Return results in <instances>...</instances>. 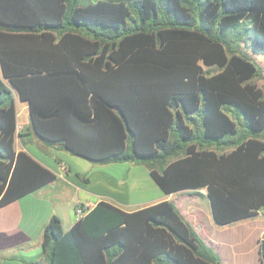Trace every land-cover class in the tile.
Segmentation results:
<instances>
[{
  "label": "trees",
  "instance_id": "1",
  "mask_svg": "<svg viewBox=\"0 0 264 264\" xmlns=\"http://www.w3.org/2000/svg\"><path fill=\"white\" fill-rule=\"evenodd\" d=\"M247 48L264 53V0H0V207L56 178L16 151L32 134L143 164L219 225L264 211V75ZM43 247L31 264H223L171 200L100 201L67 231L54 215Z\"/></svg>",
  "mask_w": 264,
  "mask_h": 264
},
{
  "label": "crops",
  "instance_id": "2",
  "mask_svg": "<svg viewBox=\"0 0 264 264\" xmlns=\"http://www.w3.org/2000/svg\"><path fill=\"white\" fill-rule=\"evenodd\" d=\"M18 129L29 125V111L23 106L18 114ZM39 142V138L26 136ZM51 153L60 151L70 158L75 154L60 145H47ZM27 150L42 165L53 171L55 179L0 207V264H31L46 258L43 247V230L54 216L62 221L64 231L69 230L79 219L77 210L84 215L100 201H108L127 211L171 200L203 240L218 253L223 264H260V241L264 236V211L248 219L229 225H219L213 218L210 203L193 190H179L165 193L159 188L156 196L133 201L126 196L135 188L127 181L125 174L114 176L110 166L123 162L97 163L91 161L82 170L73 168L63 157L55 154L42 157L30 146H22L18 140L16 151ZM78 160V159H74ZM140 166L134 161H126ZM143 165V164H142ZM146 171L149 173L148 168ZM201 191H205L204 189Z\"/></svg>",
  "mask_w": 264,
  "mask_h": 264
},
{
  "label": "rangeland",
  "instance_id": "3",
  "mask_svg": "<svg viewBox=\"0 0 264 264\" xmlns=\"http://www.w3.org/2000/svg\"><path fill=\"white\" fill-rule=\"evenodd\" d=\"M248 52L260 65L262 69V73L264 75V53H256L251 49H248ZM253 82H255L259 87L264 88L263 77H255L253 78ZM24 105H25L24 102L18 103V109L20 111V114L22 112ZM29 143L30 146L36 149L42 157L48 158L57 154L59 157H63L68 163H70L73 166V168L78 170L84 169L86 165L91 163V160L76 154L73 156L76 158L72 159L67 155H64L60 151L56 153H51L48 149L44 148L43 145L45 144L40 145V143H42L41 140H39V142L32 140ZM74 159H78V160H74ZM146 167L147 166L142 164H140V166H133L129 163L123 162L120 164H116L115 166H110L109 172L112 173L114 176H122L123 174H125L127 181L131 182L135 188L126 197L133 201H139L145 198L154 197L159 192L158 186L155 184V181L150 176V173L146 171ZM0 230L2 232L1 234L4 235L5 233L3 232V229L0 228Z\"/></svg>",
  "mask_w": 264,
  "mask_h": 264
},
{
  "label": "built area",
  "instance_id": "4",
  "mask_svg": "<svg viewBox=\"0 0 264 264\" xmlns=\"http://www.w3.org/2000/svg\"><path fill=\"white\" fill-rule=\"evenodd\" d=\"M77 213L78 217L81 218L84 215V210L82 208H78Z\"/></svg>",
  "mask_w": 264,
  "mask_h": 264
}]
</instances>
